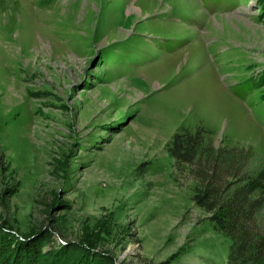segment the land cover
Masks as SVG:
<instances>
[{
  "label": "rangeland",
  "instance_id": "1",
  "mask_svg": "<svg viewBox=\"0 0 264 264\" xmlns=\"http://www.w3.org/2000/svg\"><path fill=\"white\" fill-rule=\"evenodd\" d=\"M262 13L0 0V229L51 234L79 264H227L230 242L192 200L197 167L167 147L202 128L230 166L264 167ZM257 223L264 234V204Z\"/></svg>",
  "mask_w": 264,
  "mask_h": 264
},
{
  "label": "trees",
  "instance_id": "2",
  "mask_svg": "<svg viewBox=\"0 0 264 264\" xmlns=\"http://www.w3.org/2000/svg\"><path fill=\"white\" fill-rule=\"evenodd\" d=\"M258 7L264 14V0H258ZM262 83L264 69L258 86ZM206 134L202 128L176 132L167 147L169 156L178 165L197 167L192 171L197 179L192 200L208 214L212 228L230 242L227 264H264V234L257 223V213L264 204V167L252 176L238 170L237 165L230 166L228 152L215 149L206 141ZM0 230V264H79L69 246L49 243L51 234L22 235L4 226ZM78 245L79 253L75 254L92 258L87 252L94 250L90 244ZM102 263L112 264L107 259Z\"/></svg>",
  "mask_w": 264,
  "mask_h": 264
}]
</instances>
